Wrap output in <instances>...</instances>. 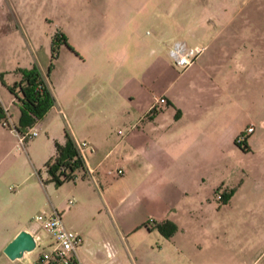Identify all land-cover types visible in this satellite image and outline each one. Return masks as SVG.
<instances>
[{
  "label": "crops",
  "instance_id": "0c3cea01",
  "mask_svg": "<svg viewBox=\"0 0 264 264\" xmlns=\"http://www.w3.org/2000/svg\"><path fill=\"white\" fill-rule=\"evenodd\" d=\"M163 2L152 12L156 33L147 37L141 32V23L134 21L140 5L134 0H0V44L22 43L20 34L9 35L7 42L1 32L6 21L13 25L11 14L17 8L33 7L44 15L71 10L78 13L85 29L91 26L87 15H94L95 23L102 19L103 37L97 44L116 46L117 55L134 63L126 70L95 73L104 75L106 82L89 96H81V137L48 76L56 101L28 127H36V135L21 143L0 120V264L34 261L36 255L30 251L11 259L3 247L21 229L40 231L33 221L40 208L48 212L57 209L65 223L81 235L77 254L84 264L173 262L186 243L188 225L197 218L201 229L207 228L204 223L220 204L217 191L230 192L229 200L239 195V158L244 151L235 139L252 124L254 129L244 139L252 151L260 139L256 125L264 128V89L253 90L256 97L249 109L245 86L238 84L239 75L261 77L263 70L257 66L254 72L248 71V63L261 61L259 28L242 24L237 29V40L247 41L249 50L214 55L207 51L214 42L206 40L208 26L200 27V35L190 27L183 29L188 37L195 36L193 42L173 40L177 24L167 26L166 19L175 14L182 0L174 1L169 10L161 7ZM104 31L110 36L104 37ZM174 41L201 44L204 49L189 66L180 68L169 55ZM36 56L22 55L15 62L31 67ZM20 78L18 70L14 81ZM231 79L236 82L232 86ZM9 94L0 89L1 101L17 124L21 105ZM156 96L165 101L155 103ZM65 125L75 141L86 140L93 149L86 150L84 174L81 171L60 184L69 186L67 199L50 200L49 205L45 196L55 183L44 181L48 175L44 163L54 153V141H65ZM117 166L125 169L123 174L107 172ZM71 197L74 202L70 204ZM94 210L101 213L97 219ZM120 221L124 222L121 229ZM147 221H170L177 230L165 236L155 227L142 225ZM137 232H147L146 241L139 242ZM149 250L155 258L145 255Z\"/></svg>",
  "mask_w": 264,
  "mask_h": 264
},
{
  "label": "rangeland",
  "instance_id": "374dc122",
  "mask_svg": "<svg viewBox=\"0 0 264 264\" xmlns=\"http://www.w3.org/2000/svg\"><path fill=\"white\" fill-rule=\"evenodd\" d=\"M174 1L177 0H164L161 7L164 6L166 10H169ZM134 2L135 5L140 4L139 13L134 18L135 23H141V32L144 36L153 37L156 32L152 22V12L156 11L158 2L162 3V0H139L137 4L136 0ZM178 7L175 14L167 16L166 19L167 26L174 22L177 24V30L172 32L173 40L193 42L196 39L195 36L188 37L183 29L190 27L200 35V27L208 26L210 36L206 40L211 38L214 42L207 51L214 55L232 54L238 49L249 50L247 41L237 40V29L242 24L246 26L256 24L259 28L261 61L255 65L248 63V71L254 72V66H257L256 69L263 70H260L261 77L246 76L244 78L239 75L238 83L245 86L246 107L252 108L251 106L254 105L252 98L256 97L253 90L258 87L264 89V0H182ZM17 10L11 14L14 20L13 25L6 21L1 32H3V39L7 42L9 35L14 33V37L20 34L22 43L19 45L16 42L11 46L8 43L0 44L2 46L0 89L6 94L11 92L7 85L14 82L18 71L16 66L19 65L15 60L17 61L18 57L27 54L32 59L34 54L37 55L36 61L38 60L44 73L50 78L52 90L58 94L72 126L81 137V96L86 93L89 96L91 91L99 89L106 82L104 75L98 77L95 73L126 70L128 65L134 63L123 59L122 55H117L116 46L97 44L96 40L99 41L103 37L100 25L103 20L95 23V16L92 14L87 15L91 26L85 29L78 13L71 10L52 11L46 15L39 13L33 7L17 8ZM56 33H62L66 37V42L57 39L54 42L56 52L52 56L51 36ZM109 36L110 32L106 31L104 37ZM223 44L226 46H222ZM36 61L33 64H37ZM234 82L231 79L229 84L232 86ZM261 103L264 105V97ZM262 111L264 112V108ZM65 128L69 130V126L65 125ZM263 130L264 128L256 125L255 133L260 136V139L253 145L252 151L249 147L246 150L241 148L244 153L239 158L240 171L237 177L240 182L239 195L226 202L219 199L220 204L217 203L213 214L208 216L204 223L207 228L201 229L197 218L194 223L188 225V229L184 231L188 233L184 236L186 243L182 250L174 255L175 261L162 263L149 260L145 264H249L253 261L264 264ZM39 131L40 135H44L43 130ZM51 187L53 190H48V196H45V201L49 205L50 200L56 203L67 199L69 195L67 184H52ZM40 212L48 211L40 208L37 213ZM98 212L92 211L95 218L100 216L101 213L98 214ZM130 214L131 212L125 213L123 219L126 221ZM147 222L151 224V221ZM123 223L120 221L118 227L123 226ZM113 229L116 230L115 227ZM135 235H138L136 236L138 241L142 242L146 241L148 234L137 232ZM42 250L43 248L39 246L30 253L37 256ZM145 253L149 259L155 258L150 250ZM105 264L111 263L105 262Z\"/></svg>",
  "mask_w": 264,
  "mask_h": 264
},
{
  "label": "trees",
  "instance_id": "16d2710c",
  "mask_svg": "<svg viewBox=\"0 0 264 264\" xmlns=\"http://www.w3.org/2000/svg\"><path fill=\"white\" fill-rule=\"evenodd\" d=\"M57 39L66 42V37L62 33L54 34L52 37V56L56 52L54 42ZM18 70L21 73V78L7 86L20 102L21 115L15 126L18 132L24 133L29 126L51 108L56 99L48 84L47 75L40 71L37 64H33L31 67H20ZM6 115V110L0 105V120ZM235 144L243 150L248 149L245 140L238 141L236 138ZM54 148L53 155L44 163L48 173L44 181H52L56 185H60L65 181L74 179L81 171L84 174L85 164L78 153L75 140L67 128H65V141L62 143L55 140ZM229 195L230 192L222 193L224 202L227 201ZM142 225L148 229L155 227L165 236H170L176 229V225L170 221H151V224L143 222Z\"/></svg>",
  "mask_w": 264,
  "mask_h": 264
},
{
  "label": "built area",
  "instance_id": "2783aa9c",
  "mask_svg": "<svg viewBox=\"0 0 264 264\" xmlns=\"http://www.w3.org/2000/svg\"><path fill=\"white\" fill-rule=\"evenodd\" d=\"M204 45H186L183 41H174L169 48V55L176 65L180 68L189 66L197 55L202 52ZM163 96H156L155 103L164 102ZM0 105L6 110V117L1 121L11 131L15 132L19 142L23 143L25 139L33 137L37 134L36 127H30L26 132L20 133L17 131L15 123L12 121L8 108L3 105L0 98ZM63 117L65 113L59 109ZM254 126L250 124L237 136L238 141H243L246 134L251 132ZM76 147L84 164L86 162V150L93 149L90 142L86 140H76ZM125 169L122 166L110 168L107 170L109 174L120 175L123 174ZM217 198L222 199V193L217 192ZM74 198L69 199V203H73ZM33 221L37 224L40 231H35L33 234L35 239V248L42 247L43 250L36 256L31 264H84L77 254V249L81 243V235L68 226L62 213L57 209L50 212H40L34 215ZM249 264H258L253 261Z\"/></svg>",
  "mask_w": 264,
  "mask_h": 264
},
{
  "label": "water",
  "instance_id": "95a60500",
  "mask_svg": "<svg viewBox=\"0 0 264 264\" xmlns=\"http://www.w3.org/2000/svg\"><path fill=\"white\" fill-rule=\"evenodd\" d=\"M35 248V239L33 234L21 229L16 235L3 247L4 253L11 259L23 256L24 252Z\"/></svg>",
  "mask_w": 264,
  "mask_h": 264
}]
</instances>
